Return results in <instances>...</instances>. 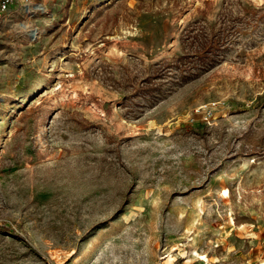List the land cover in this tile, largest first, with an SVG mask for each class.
I'll use <instances>...</instances> for the list:
<instances>
[{
  "label": "rangeland",
  "instance_id": "rangeland-1",
  "mask_svg": "<svg viewBox=\"0 0 264 264\" xmlns=\"http://www.w3.org/2000/svg\"><path fill=\"white\" fill-rule=\"evenodd\" d=\"M219 17L199 72L154 69ZM4 19L0 264H264V0H14Z\"/></svg>",
  "mask_w": 264,
  "mask_h": 264
},
{
  "label": "trees",
  "instance_id": "trees-1",
  "mask_svg": "<svg viewBox=\"0 0 264 264\" xmlns=\"http://www.w3.org/2000/svg\"><path fill=\"white\" fill-rule=\"evenodd\" d=\"M224 13L221 14L223 16ZM221 17H219V22L216 21L215 24H205V25H189L184 33H188V37H190V33H197V36L202 40L201 45L199 46V49H197L196 52L193 50L190 51L187 49V39L182 38V53L174 57L171 61L165 60L163 61L160 66H155V70L160 71L164 70L166 68H169V63L175 62L176 63V73L180 74L183 77L191 76L197 72H199L200 69H195L193 71V67L188 66L186 60L190 53L196 54L198 56V60L201 62L207 63L211 61L213 56L217 55V51L219 47L221 46L224 38L225 33H231L232 31V23L227 25L225 18L223 17V20H220ZM201 33H213V37L208 38L207 36L202 37ZM196 36V37H197ZM167 65V66H166ZM188 74V75H187ZM163 83L160 81H145L140 85L138 88L144 92V93H151L157 89H160L162 87ZM5 228H8L6 225H3Z\"/></svg>",
  "mask_w": 264,
  "mask_h": 264
},
{
  "label": "built area",
  "instance_id": "built-area-1",
  "mask_svg": "<svg viewBox=\"0 0 264 264\" xmlns=\"http://www.w3.org/2000/svg\"><path fill=\"white\" fill-rule=\"evenodd\" d=\"M25 1L27 2V5H28L29 0H25ZM13 2L14 0H0V20L5 18ZM216 105H217L216 102H209L203 105L202 107H200V108H203L204 110V113H205L204 118L207 119L209 116L213 114L216 108Z\"/></svg>",
  "mask_w": 264,
  "mask_h": 264
},
{
  "label": "crops",
  "instance_id": "crops-1",
  "mask_svg": "<svg viewBox=\"0 0 264 264\" xmlns=\"http://www.w3.org/2000/svg\"><path fill=\"white\" fill-rule=\"evenodd\" d=\"M6 17V16H5ZM4 19V18H3ZM3 19H1L0 20V23H5V22H7L5 19L3 20ZM8 20V19H7Z\"/></svg>",
  "mask_w": 264,
  "mask_h": 264
},
{
  "label": "bare ground",
  "instance_id": "bare-ground-1",
  "mask_svg": "<svg viewBox=\"0 0 264 264\" xmlns=\"http://www.w3.org/2000/svg\"><path fill=\"white\" fill-rule=\"evenodd\" d=\"M202 256H203V255H202ZM202 256H201V257H202ZM204 257H205V256H204Z\"/></svg>",
  "mask_w": 264,
  "mask_h": 264
}]
</instances>
